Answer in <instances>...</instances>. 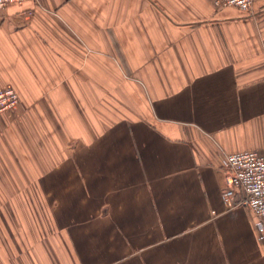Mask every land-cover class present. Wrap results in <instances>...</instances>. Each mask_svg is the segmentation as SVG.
<instances>
[{"label": "crops", "instance_id": "1", "mask_svg": "<svg viewBox=\"0 0 264 264\" xmlns=\"http://www.w3.org/2000/svg\"><path fill=\"white\" fill-rule=\"evenodd\" d=\"M39 0L0 10V264H264L222 202L264 152V0ZM238 195L235 200H238Z\"/></svg>", "mask_w": 264, "mask_h": 264}, {"label": "built area", "instance_id": "2", "mask_svg": "<svg viewBox=\"0 0 264 264\" xmlns=\"http://www.w3.org/2000/svg\"><path fill=\"white\" fill-rule=\"evenodd\" d=\"M217 7H235L251 13L253 0H213ZM32 3L39 0H0V10L9 5ZM17 93L7 85L0 86V115L14 110L19 105ZM224 171V187L221 199L228 208L243 206L254 216V228L260 239L264 238V152L244 151L225 153L221 158ZM238 200H235L236 196Z\"/></svg>", "mask_w": 264, "mask_h": 264}, {"label": "rangeland", "instance_id": "3", "mask_svg": "<svg viewBox=\"0 0 264 264\" xmlns=\"http://www.w3.org/2000/svg\"><path fill=\"white\" fill-rule=\"evenodd\" d=\"M254 1V0H253ZM253 5V4H252ZM252 11H253V9H251ZM245 13V12H244ZM246 14H249V12H246ZM251 14H252V12H251Z\"/></svg>", "mask_w": 264, "mask_h": 264}]
</instances>
